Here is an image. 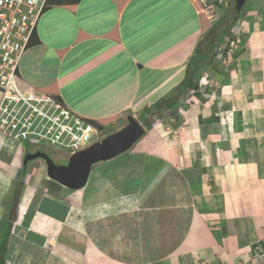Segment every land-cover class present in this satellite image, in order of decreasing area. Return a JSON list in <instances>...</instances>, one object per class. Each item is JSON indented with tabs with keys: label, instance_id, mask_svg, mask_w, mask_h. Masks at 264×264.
<instances>
[{
	"label": "crops",
	"instance_id": "crops-1",
	"mask_svg": "<svg viewBox=\"0 0 264 264\" xmlns=\"http://www.w3.org/2000/svg\"><path fill=\"white\" fill-rule=\"evenodd\" d=\"M154 1H49L47 20L55 18L59 11L62 15L48 30L51 35L47 29L34 35L22 59L23 84L55 90L81 114L77 107L80 101V107L86 109L84 114L91 116L97 109L102 112L101 107L105 106H100L97 99L126 85L128 74L107 76L89 94L80 93L89 88L82 79L95 67L108 65L116 53H122L138 65L137 87L123 100L122 108L115 107V103L102 112L103 116H111L90 118L113 119L110 124L117 123L116 131L127 124L130 113L143 116L142 108L152 107L172 92L177 91V105L185 97L190 105L186 116L177 122L176 135H161V143L155 141L152 151L148 152L143 143H136L128 151L100 163L97 169L93 168L83 189H70L50 179L42 159L35 171H27L32 163H24V154L8 146L0 134V226L16 214L23 215L22 225L12 233L5 237L0 231L10 263L25 260L26 264H93L102 255L121 260L139 240V248L147 251L150 247L153 260L160 258L161 264H264L254 254V246L264 241V0H251L244 11L249 0H245L240 11L235 6L237 14L230 24L240 29H234L232 34L227 33L229 28L219 35L210 34L209 40L220 39L217 44L228 35L233 42L239 38L232 61L216 58L220 62L217 63L212 62V57L201 73L185 85L194 52L189 48L174 61L158 64V55L165 48L147 51L141 43L130 42L129 31L136 29L130 25L133 14H159L164 9L165 13L154 17L150 25L155 33L169 28L170 34L165 38L173 33L176 38L184 20L186 25L194 23L192 26L199 22L197 28L180 39L199 32L200 44L230 0H177L181 9L174 6L175 2L157 0L153 5ZM205 1L213 4L217 14L212 25L202 12ZM170 13L174 16L169 17ZM66 21L73 22L72 26ZM140 28L149 32L143 25ZM77 54L79 58H75ZM146 69L148 73L144 75ZM200 75L219 85L208 87L210 91L204 86L197 90L195 80ZM157 88H162L161 97L147 98ZM89 97L97 101L92 103ZM166 115L172 120L170 114ZM152 129L142 140L155 132ZM113 181L136 182L138 199L130 200L125 192L130 204L120 200L122 203L115 206L112 198L120 192L119 188L114 189ZM18 192L17 205L14 202ZM55 234L60 246L54 254L45 248V241ZM130 238L132 246L126 244ZM162 238L167 239V248L174 251V258H162ZM146 241L149 247L144 244Z\"/></svg>",
	"mask_w": 264,
	"mask_h": 264
},
{
	"label": "rangeland",
	"instance_id": "rangeland-1",
	"mask_svg": "<svg viewBox=\"0 0 264 264\" xmlns=\"http://www.w3.org/2000/svg\"><path fill=\"white\" fill-rule=\"evenodd\" d=\"M168 1L170 3L175 2L174 6L177 9L183 8L182 4L179 1H177V0H168ZM156 2H157V0L154 1L153 5H155ZM250 2H251V0L247 1L244 4V7H243L242 11L246 10V8L249 6ZM235 6H236V0H230L229 4L226 6V9H225L226 11H224V14L222 13L220 15V18H219L218 22H216L212 27L210 26V29L208 31H206L204 39L200 43L199 49H201L206 44V41L209 40V37H210L211 33H212L211 35H219L220 33H223V31H225V30H227L229 28V32H227V33L228 34L229 33L232 34V29H233L234 26L233 25L231 26L230 23H232L233 20L235 19L233 17L234 13L237 14L236 11H235ZM164 13H165L164 9H161L159 14L158 13L155 14V13H153V11H148V12L144 13L143 15H140V11H138L137 13H134L133 14L134 21H131L130 25H132L136 29L133 30L132 32L129 31V36H128L129 39H130V42L132 44L138 45L139 43H141L142 49L145 48V49H147V51L150 48H153L154 51L158 52L161 49L165 48V50L162 51V53L160 55H158V57H159L158 59L159 60L157 61V63L160 64V65L161 64H165L166 62L169 63V61H174V60H172L174 57L176 59L180 54L185 53L186 50H189V48L193 52H195L197 50V48L199 46V42H200L199 41V39H200L199 32H196L194 35L192 34L191 36H187L185 38V40L180 39V38L184 37L185 35H187L189 32H191L192 30H194L195 28H197L198 25H199V22H196V24L194 26H192L194 23L192 25H189V24L186 25V20L180 22V24H179V26H180L179 29L180 30L177 32L176 38H174V35H173L174 33L171 34L167 38L164 37L167 34L168 35L170 34L171 30L169 28H164L165 29L164 31L157 30L156 33H155V31H151L153 29H152L150 23L153 22L154 17H159L160 15H162ZM193 14H194V11H193ZM61 15H62V12L59 11L58 15L55 18H52V19H50L48 21L47 19L49 18V12L48 11L44 12V14L42 15V17H41V19L39 21V24H38V27H37V31L39 33L41 32L43 34V32L46 31V29H47L48 34H50V33L52 34V31H48V30L52 26L55 27V25H56L55 22H56L57 17L60 18ZM173 16H174L173 13L169 14V17H173ZM188 20H190V18ZM66 22H68L67 24H68L69 27L72 26L73 22H70V21H66ZM209 22L212 23V21H209ZM142 25H143V27L147 28V31H149V32H143V29L140 28ZM208 25H210V24H208ZM181 27H182V29H181ZM157 28H160V25ZM50 35L48 36L49 40L51 39ZM62 38H63V36L61 35L60 39H62ZM179 39H180V41L178 42L177 40H179ZM233 48L234 49H232V51L227 52V53L226 52H223V53L219 52L218 56H217V54L214 53L213 60L211 59L212 56H210L208 58L209 62L211 60H212V62H214V61L217 62L218 60L221 61V60H227V59H228L227 62L232 61L233 55H234V51L237 49L234 46H233ZM77 57L79 58L78 54L76 55L75 58H77ZM216 58L218 60H215ZM140 59L144 60V58H140ZM196 59H199V57H197L195 59L193 57L191 58V60H193V62L189 66V71L190 70H195V68L197 67V70H198L197 74H199V73H201L200 68L202 67V69H203V67H206L207 65H205L201 61L196 64V61H195ZM217 63H220V62H217ZM118 64H122V65L118 66ZM221 65L224 66L223 63ZM21 66H22V62H21V65H20V70H19L20 74L22 75V73H21V68L22 67ZM137 68H138V65L133 64V62H131V58L130 57H124V55L122 53H120V54L116 53L115 56H113L112 58H110V60H108V65L104 64V65H102L100 67L97 66V67H95V69L91 70L88 75L83 77V79H82L83 80V85H89V88L86 89V87H85V90H83L84 92L82 91L80 93L89 94L91 91H93V89L96 86L101 84V82L106 81V77L107 76L108 77H112V78H116L118 76L119 77H121V76L125 77V75L128 74L127 80L129 82L126 80V82H125L126 85H124L123 87H121V86L120 87H116V89H114V90L112 89L110 92H107L108 94H112L113 95L112 98L107 97L108 94H105V93H103L102 99H97L98 101L96 99H94V97L93 98L89 97L91 99L92 103L94 101H97V102L100 103V106L104 104L105 106L101 107L103 111L104 110L106 111L110 107L111 104L115 105V103H117V105L115 107L120 106L119 108H122L123 100L125 98H129L134 93V91H135V89L137 87V84H136V79H137L136 70H137ZM129 69L131 70L130 71L131 73L130 72L127 73V71ZM110 70H111V72L109 73ZM145 73H148L147 69L143 72L144 75H145ZM187 73H188V71H186V74ZM103 76H105V79H103ZM189 76L190 75H188L187 78H189ZM144 78H145V76H144ZM201 78H202V76L200 75L199 77H197L196 81L198 79L200 81ZM189 81L191 82L192 79H190ZM209 82H212V81H209ZM212 85H213V83H212ZM217 85H219V83H216L213 86L208 84V85H206V88L207 89H208V87L216 88ZM161 89L162 88H157V89H154L153 91H150L149 92L150 94L148 95L147 98H150V99L157 98L158 99L159 97H161L160 95L163 92ZM75 90H77V89H75ZM208 91H210V90L208 89ZM93 93H94V91H93ZM164 97H166V98H164ZM159 100H161V101L162 100H165V101L167 100L166 102L163 101L165 103L161 106V109H165L164 112L161 111V110L160 111L158 110L159 112L156 111V112H158L157 114L149 115L148 111H149V108L151 107V105L150 106L147 105L144 108H142L143 111L140 110L142 112L141 115L148 116V120H151L153 122V129L150 130V131H155L152 134L148 133V135L144 138V140H142L143 139V137H142L137 142L138 145H141L143 143L144 146H146V150L148 152L152 151V149H150V148H151V146H153V143L155 141H157L158 143H161V141L159 139L161 135L164 136V137H168L171 134L172 135H176L177 134V129H176L177 122L181 121V117L182 116H186V114H187V105H190V103L188 104L187 102H184V101H181L177 105V103L175 102V101H178L177 91L168 94V96H162L161 98L158 99V101ZM65 101L69 105H71L73 107V105L71 104V102L69 100L65 99ZM80 106H81V104H80V101H79L78 104H77V107L81 111V114L86 116V117L88 116L89 118L90 117H94V116L98 117L100 115L102 117L111 116V114H109V113H106V115L103 116V114H102L103 111L100 112L99 109H97L95 113H91V114H93L91 116L90 115H86V114H84V111L86 109L85 108H81ZM166 106H168V107H166ZM136 107H139V105H135V108ZM136 113L139 114V111H136ZM130 114L134 115L135 113L132 112ZM166 114H170L173 117L172 120ZM134 116L137 119H139V121H141V119H142V123L144 124L143 118H141V116H138V115H134ZM107 119H109V118H107ZM112 121H113V119H110V122L108 123L109 125H105L103 128H99V130H100V132H99L100 138H103V137L107 136L108 134H110V133L115 131V128L118 125H117V123L110 124ZM227 121L229 122L230 120H227ZM231 121H232V118H231ZM145 128H147V127L145 126ZM38 145H37V143H33L31 141H25L23 143V147H25L26 155L27 154H34V153H32V151H36L35 149H42V150L46 151L56 163L66 162L67 161V152H66V150L63 147L52 146V145H49L47 143H41V144H38ZM161 147H164V146L161 145ZM40 161L41 160H39V157H35V158H33V160L29 159L27 162H31L32 165L30 166V168L27 169V171H29V172H31V170L35 171L37 169ZM103 162H105V161H102V162H99V163L95 164L94 170L97 169V166H99V164L103 163ZM24 163H26L25 159H24ZM44 166H46V165H44ZM112 183H114V189H116V188L118 189L119 188V192H120V194L117 195L116 198H112V199H114L116 201V202H112V203L116 204L115 206L118 207L119 203H122V202L128 203V205H129L130 204L129 201L132 200V198L138 199V193L139 192H137L138 191L137 190L138 189V187H137L138 185H137L136 182H133V181H113ZM125 192H128L130 200H126L125 199L128 196V195L125 196ZM147 192L148 191H146V193ZM19 197H20V192H18L16 194V199H15V202H14L17 205L19 204ZM120 200H122V202H119ZM14 207H15V205H14ZM13 218H9L10 222L8 220V222L6 223L5 226H0V231H2V233H4L5 237H6L7 233H12L14 231L13 228H17L19 225H22L21 224V222L23 220V215L22 214H20L19 216H17V214H16ZM11 220H12V222H11ZM132 239L133 238H130V240H129L130 243L126 242V244H131V246H132V242H133ZM58 240H59V238H58L57 234L50 236L45 241V248L49 249L51 252L53 251L54 254H55L59 250V246H60L58 244ZM120 241H121V244H122V240H120ZM135 242H136L135 243L136 246L134 245L135 248H133L132 252L129 255L125 256L124 259L120 258L121 260H118L116 258H113V256L111 257L110 255L108 257H105L104 255H102V257L100 258V261H97L96 263H93V264H161V262L159 261L160 258L157 259V260H153L154 251L153 252L149 251V249H150L149 246L150 245H149L148 241H146V243H144L146 245L148 244L149 248H147L148 249L147 251H145V249L143 247H142L143 249L139 248V245L137 244L139 242V240L135 241ZM160 243H161V247H162V258H167V259L174 258V256H175L174 253H173L174 251L171 252L170 249L167 248V245H168L167 239H163L162 238V240L159 242V245H160ZM140 244H142V243H140ZM260 248H263V246L259 247L257 249V251L260 254H262L263 251H260ZM6 249H7L6 241H3L0 238V264H12V263H10V261L8 259V255H6L7 254ZM174 250L176 251V249H174ZM99 254H102V253L99 252ZM168 254H170V257L168 256ZM255 257L264 262V256L259 257L258 255H255ZM122 260H123V263L121 262ZM21 261L22 262L20 264H26L25 260H21Z\"/></svg>",
	"mask_w": 264,
	"mask_h": 264
},
{
	"label": "built area",
	"instance_id": "built-area-1",
	"mask_svg": "<svg viewBox=\"0 0 264 264\" xmlns=\"http://www.w3.org/2000/svg\"><path fill=\"white\" fill-rule=\"evenodd\" d=\"M47 1L0 0V134L18 150L25 141H31L63 147L71 156L90 145L98 130L53 95L27 87L19 72ZM203 11L211 20L216 16L213 4L206 1ZM232 40L227 36L226 44L231 41L234 46ZM223 48H219L221 53ZM203 84L212 86L206 76L201 78V89Z\"/></svg>",
	"mask_w": 264,
	"mask_h": 264
},
{
	"label": "water",
	"instance_id": "water-1",
	"mask_svg": "<svg viewBox=\"0 0 264 264\" xmlns=\"http://www.w3.org/2000/svg\"><path fill=\"white\" fill-rule=\"evenodd\" d=\"M245 0H237L240 10ZM127 124L95 142L88 148L77 152L65 163H56L48 154L39 151L25 155V161L35 157L46 159L47 174L53 180L71 189L84 188L95 164L112 159L129 150L146 133L145 127L132 114L127 116Z\"/></svg>",
	"mask_w": 264,
	"mask_h": 264
},
{
	"label": "clouds",
	"instance_id": "clouds-1",
	"mask_svg": "<svg viewBox=\"0 0 264 264\" xmlns=\"http://www.w3.org/2000/svg\"><path fill=\"white\" fill-rule=\"evenodd\" d=\"M49 1L50 0H48L47 1V5H46V7H45V10H47V8H48V4H49ZM236 6H237V3H236ZM45 10H44V12H45ZM241 10V9H240ZM239 10V11H240ZM206 16H207V14L204 12V11H202ZM44 14V13H43ZM216 16H217V14H216ZM215 16V17H216ZM208 17V16H207ZM207 20H209V21H212V23L214 22V20H215V18L214 19H207ZM212 23H211V25H212ZM240 29V27H238V26H234L233 27V29H232V33H233V30L234 29ZM35 35H36V33H35ZM228 36H230L231 38H232V36L231 35H228ZM34 37V36H33ZM227 37V36H226ZM226 37H225V40L223 41V43H221V42H219V44H216V46H215V51H214V53L215 54H217V56L219 55V52L221 53V51H219V48L220 47H224L223 49H224V51L223 52H228V47H230V48H233V46H231V41L230 42H228L227 44H226ZM234 40V39H233ZM33 41V40H32ZM236 43H238V42H234V44H236ZM235 46V45H234ZM217 49V50H216ZM222 52V53H223ZM21 75V74H20ZM202 77H204L205 75H201ZM206 78L209 80V77L208 76H206ZM22 81V80H21ZM196 81V80H195ZM209 81H211V80H209ZM200 85H201V79H200V81H199V79L197 80V86H196V89L198 90L199 88H200ZM206 85H208V84H206ZM27 86V85H26ZM203 86H204V84H203ZM203 86H202V88H203ZM27 87H34V86H27ZM204 87H206V86H204ZM34 88H36V89H38V90H40V91H43V92H47V93H49V94H51V95H53L54 97H56L58 100H60V101H62V102H64L66 105H68L63 99H62V97L55 91V90H51V89H49V88H37V87H34ZM0 94H1V92H0ZM0 99H1V95H0ZM185 100H186V97H185V99H181V101H184L185 102ZM180 101V102H181ZM69 106V105H68ZM72 110H74L71 106H69ZM75 112H77L76 110H74ZM78 114H80L79 112H77ZM80 115H82V114H80ZM82 116H84V115H82ZM134 116V115H133ZM84 117H86V116H84ZM135 117V116H134ZM143 116H141V118H142ZM94 126H95V128L98 130V133H97V135L95 136V138L93 139V141H92V143L90 144V145H88V146H86V147H84L83 149H81V150H79V151H82V150H84V149H86V148H88L89 146H91V145H93L95 142H97V141H100L102 138H100V136H99V132H100V130H99V128H97V126L92 122V121H94V120H96V119H92V118H89V117H86ZM136 118V117H135ZM230 118L228 117V119L227 120H229ZM138 121H139V119H138ZM127 122H128V120H127ZM141 123H142V119H141V121H140ZM142 125L145 127V124H143L142 123ZM124 127V126H123ZM146 129V132H147V128H145ZM149 130V129H148ZM117 131V130H116ZM112 133H114V132H112ZM111 134V133H110ZM146 134V133H145ZM109 135V134H108ZM106 137V136H105ZM104 138V137H103ZM142 138V137H141ZM140 138V139H141ZM3 139V138H2ZM139 139V140H140ZM138 140V141H139ZM3 141H5V139H3ZM137 141V142H138ZM136 142V143H137ZM5 143L9 146H11L12 148H15L16 150H17V152L18 153H21V154H24L23 155V157H24V159H25V155H26V152H25V147H23V145L20 147V150H18L15 146H12L9 142L7 143V141H5ZM135 143V144H136ZM38 145V144H37ZM39 146V145H38ZM133 147V146H132ZM131 147V148H132ZM130 148V149H131ZM36 151H32V153H37V152H39V151H42V152H45L46 154H48L46 151H44V150H42V149H35ZM79 151H77V152H79ZM128 151V150H127ZM76 152V153H77ZM76 153H74V154H76ZM73 154V155H74ZM49 155V154H48ZM73 155H71V156H68V154H67V160H69ZM50 156V155H49ZM51 157V156H50ZM52 158V157H51ZM39 159H42V160H44V162H45V167H46V173H47V163H46V159H44V158H42V157H39ZM33 160V159H32ZM28 163V162H27ZM26 163V164H27ZM60 163H65V162H60ZM95 166V165H94ZM94 166H93V168H94ZM93 168H92V170H93ZM92 172V171H91ZM48 175V174H47ZM90 175H91V173H90ZM49 177V176H48ZM50 178V177H49ZM50 179H52V178H50ZM89 179H90V176H89ZM53 180V179H52ZM55 181V180H54ZM57 182V181H56ZM88 182H89V180H88ZM59 183V182H58ZM61 184V183H60ZM88 184V183H87ZM62 185V184H61ZM87 186V185H86ZM85 186V187H86ZM66 187V186H65ZM84 187V188H85ZM71 189V188H70ZM81 189H83V188H81ZM13 229H15V228H13ZM262 242H264V241H262ZM257 246H254V254L255 255H258L259 257H262V256H264V248H260V251H263V253L262 254H260L258 251H257V249L259 248V247H261V246H263L262 244H260V245H258V244H256ZM263 262V261H262Z\"/></svg>",
	"mask_w": 264,
	"mask_h": 264
},
{
	"label": "trees",
	"instance_id": "trees-1",
	"mask_svg": "<svg viewBox=\"0 0 264 264\" xmlns=\"http://www.w3.org/2000/svg\"><path fill=\"white\" fill-rule=\"evenodd\" d=\"M78 1L79 0H74L75 3L78 2ZM216 39H218V38L215 37V38H211V40H207L206 41V44L201 49H199V47H200V44H199L197 50L193 54V58L194 59L197 58V57H199V59H196L195 60L196 61V64L198 62H200V61L205 64V62H207V61L209 62L208 58L210 56H212V57L214 56L215 46H216L217 42L220 40L219 39L217 41ZM192 62H193V60L190 61V64H192ZM201 69H202V67L200 68V70ZM197 72H198L197 67L195 68V70H190L189 71V69H188V75H190V76H189V78H186L183 81L184 85L187 84V83H189L190 82L189 81L190 79L193 80V78H195V75H197ZM195 82H196V86H197V81H195ZM180 87H181V85L177 87L178 88V92L181 91V90H179V89H181ZM164 98H166V97H164ZM163 101H165V100H162V101L159 100L156 103H154V105L149 108V111H148L149 112V115L157 114L160 110L164 112L165 109H161V106L167 100L165 102H163ZM156 111H158V112H156ZM142 118H143L144 124L147 127V129H151L153 127V122L151 120H148V116H146V115H144ZM92 122L97 126V128H103L105 125H109L108 123L110 122V119H106V120H94ZM261 244L263 245V248H264V242H262ZM255 246H257V245H255Z\"/></svg>",
	"mask_w": 264,
	"mask_h": 264
}]
</instances>
